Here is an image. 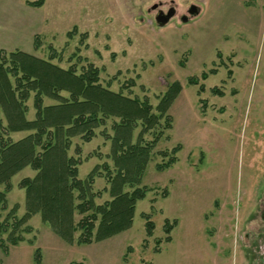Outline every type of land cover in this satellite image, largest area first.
<instances>
[{
  "label": "rangeland",
  "instance_id": "1",
  "mask_svg": "<svg viewBox=\"0 0 264 264\" xmlns=\"http://www.w3.org/2000/svg\"><path fill=\"white\" fill-rule=\"evenodd\" d=\"M37 1L0 0V55L19 51L41 60L53 57L63 69L79 55L99 69L103 87L146 102L151 113H159L169 86L172 98L153 128L144 130V121H137L131 131V142L142 146L158 139L134 184L146 195L136 203L128 230L89 245L76 242V231L74 241L66 242L40 213L27 216L19 184L35 175L27 167L11 178L6 209L0 211V226L8 225L0 228V264L264 261V0H42L40 6L30 5ZM191 6L197 15L188 13ZM169 9L174 16L159 27L157 12ZM35 69L46 84L54 82L65 91L75 84L42 63L36 62ZM97 96L87 91L82 99ZM98 101L104 109L106 101ZM25 106L32 120L33 99ZM1 111L7 121L11 110ZM111 125L108 121L100 128L109 139L99 131L89 143L76 137L68 152L81 163L80 179L101 166L92 186L99 194L97 205L110 199L103 164L114 172ZM27 134L9 136L18 141ZM176 148L175 163L159 168ZM22 217L24 224L14 235L24 241L14 246L8 233ZM80 218L75 214L74 223ZM146 221L152 223L150 235Z\"/></svg>",
  "mask_w": 264,
  "mask_h": 264
},
{
  "label": "trees",
  "instance_id": "2",
  "mask_svg": "<svg viewBox=\"0 0 264 264\" xmlns=\"http://www.w3.org/2000/svg\"><path fill=\"white\" fill-rule=\"evenodd\" d=\"M30 5L40 6L42 0ZM35 47H38L36 41ZM23 58L32 61L26 65L27 61L24 63ZM72 58L76 62L63 69L52 63L53 57L41 60L19 51L7 56L0 55V211L6 209L11 178L28 167L35 175L19 183L25 189L29 210L27 216L40 213L43 222L66 242L72 243L74 233L78 231L80 233L76 242L89 245L131 227L136 203L146 195L144 188L134 184H138L150 157L149 149L158 139L156 136L150 144L142 146L131 142V131L137 121H144V130L153 128L155 122L166 115L172 96H169V86L156 108L159 113H151V107L146 102L140 103L138 99H130L103 87L100 71L93 64L79 55H73ZM35 61L65 74L75 83L72 90L65 91L61 86L54 85V82H42L34 74ZM202 78L206 79V75L203 74ZM191 83L194 85L196 82L191 80ZM87 91H93L96 96L98 94L97 98L82 99ZM101 97L107 103L104 109L98 104ZM30 98L33 99L35 110L32 120L26 118L25 103ZM46 99L53 103L47 104ZM2 108L5 113L6 109H10L13 118L6 115L8 120H3ZM108 121L112 122L111 130L114 132V136H110L114 172L106 163L103 164L109 184V188L104 191H108L110 199L97 205L94 201L99 194L92 191V186L102 174L101 166H95L84 179H80L78 166L81 163L79 159L69 156L68 152L72 139L76 137L89 143L99 131L109 139L107 133L100 130L105 128ZM166 126L169 128L168 122ZM14 132L28 134L13 141L9 135ZM75 148V153L80 154V147ZM177 150L173 149L171 158L159 168L173 165ZM162 155L165 156L164 153ZM125 187L132 190L125 191ZM75 214L81 216L76 223ZM24 221L25 217H22L12 226L8 233L10 244L15 246L24 241L21 236L14 235ZM6 227V223L0 226L1 230ZM145 228L147 235H150L152 223L146 221ZM169 229L171 226L166 231Z\"/></svg>",
  "mask_w": 264,
  "mask_h": 264
},
{
  "label": "water",
  "instance_id": "3",
  "mask_svg": "<svg viewBox=\"0 0 264 264\" xmlns=\"http://www.w3.org/2000/svg\"><path fill=\"white\" fill-rule=\"evenodd\" d=\"M152 9L155 10L156 7H153ZM188 13L190 15H197L198 14L197 8L194 7V6H191V8L189 9ZM174 14H175V10L174 9H169L166 13H163L162 11L159 10L157 12V15L155 16L156 24L159 27L165 26L170 21V19L174 16ZM182 21L183 22L187 21V18L184 17L182 19Z\"/></svg>",
  "mask_w": 264,
  "mask_h": 264
},
{
  "label": "crops",
  "instance_id": "4",
  "mask_svg": "<svg viewBox=\"0 0 264 264\" xmlns=\"http://www.w3.org/2000/svg\"><path fill=\"white\" fill-rule=\"evenodd\" d=\"M237 264H264V261H259L258 259L255 261H254V259L252 261H244V258H243V260L239 261V263H237Z\"/></svg>",
  "mask_w": 264,
  "mask_h": 264
}]
</instances>
